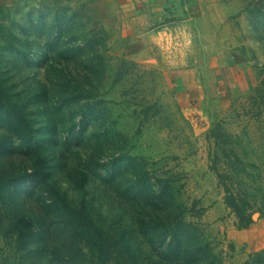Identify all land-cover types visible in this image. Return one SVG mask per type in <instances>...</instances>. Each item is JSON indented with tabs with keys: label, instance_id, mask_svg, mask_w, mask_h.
<instances>
[{
	"label": "rangeland",
	"instance_id": "374dc122",
	"mask_svg": "<svg viewBox=\"0 0 264 264\" xmlns=\"http://www.w3.org/2000/svg\"><path fill=\"white\" fill-rule=\"evenodd\" d=\"M121 24L0 0V264H264V215L238 229L210 169L232 149L228 188L264 198V0H200L160 50Z\"/></svg>",
	"mask_w": 264,
	"mask_h": 264
},
{
	"label": "crops",
	"instance_id": "0c3cea01",
	"mask_svg": "<svg viewBox=\"0 0 264 264\" xmlns=\"http://www.w3.org/2000/svg\"><path fill=\"white\" fill-rule=\"evenodd\" d=\"M112 13L122 19L124 34L135 36L129 42V49L135 50L140 45L144 49H161L176 35L181 23L192 19V14L200 0H97ZM178 72L176 81L183 82V75L178 66H171ZM181 69V67H180ZM182 75V79L179 78Z\"/></svg>",
	"mask_w": 264,
	"mask_h": 264
},
{
	"label": "trees",
	"instance_id": "16d2710c",
	"mask_svg": "<svg viewBox=\"0 0 264 264\" xmlns=\"http://www.w3.org/2000/svg\"><path fill=\"white\" fill-rule=\"evenodd\" d=\"M24 120L22 117H15V123L10 122V127H12L15 135L22 142L28 140V129L26 134L24 131L26 127L22 129L24 126ZM218 153L221 158H216L212 160V164L210 169H212L216 173V177L219 181V184L224 189V203L231 210L235 217V225L238 229H246L254 222V215L258 213L260 216L264 215V198L260 201V203L253 201L249 198L247 194H243L240 191H231L228 188L227 181L232 179V175L227 173L225 168L224 170L218 169L219 164L221 163L223 167L228 168V163L224 162L225 160L237 159V156L234 154L232 149L221 148L218 150ZM218 160L220 162H218ZM227 163V164H226ZM227 165V166H225ZM226 171V172H225ZM38 176H43V172L40 169V165H35V167L30 171L28 177L31 181H38ZM53 261L55 264H80L79 259L72 255L60 254L53 257Z\"/></svg>",
	"mask_w": 264,
	"mask_h": 264
},
{
	"label": "built area",
	"instance_id": "2783aa9c",
	"mask_svg": "<svg viewBox=\"0 0 264 264\" xmlns=\"http://www.w3.org/2000/svg\"><path fill=\"white\" fill-rule=\"evenodd\" d=\"M181 2H183V3H185V2H187L188 0H180Z\"/></svg>",
	"mask_w": 264,
	"mask_h": 264
}]
</instances>
